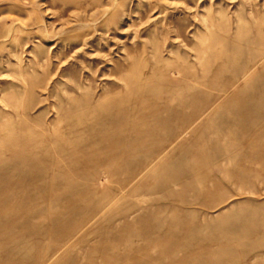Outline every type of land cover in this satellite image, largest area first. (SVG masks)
<instances>
[{"label": "rangeland", "instance_id": "rangeland-1", "mask_svg": "<svg viewBox=\"0 0 264 264\" xmlns=\"http://www.w3.org/2000/svg\"><path fill=\"white\" fill-rule=\"evenodd\" d=\"M0 264H264V0H0Z\"/></svg>", "mask_w": 264, "mask_h": 264}]
</instances>
